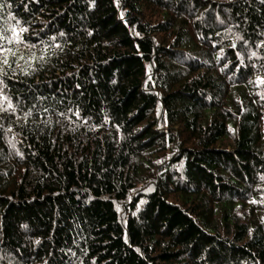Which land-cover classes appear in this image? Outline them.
<instances>
[{
    "label": "trees",
    "instance_id": "1",
    "mask_svg": "<svg viewBox=\"0 0 264 264\" xmlns=\"http://www.w3.org/2000/svg\"><path fill=\"white\" fill-rule=\"evenodd\" d=\"M0 264H264V0H0Z\"/></svg>",
    "mask_w": 264,
    "mask_h": 264
},
{
    "label": "snow or ice",
    "instance_id": "2",
    "mask_svg": "<svg viewBox=\"0 0 264 264\" xmlns=\"http://www.w3.org/2000/svg\"><path fill=\"white\" fill-rule=\"evenodd\" d=\"M20 31L22 32V31H24V29H20ZM4 63H7V60H5ZM11 106H12V105L9 104V107H11Z\"/></svg>",
    "mask_w": 264,
    "mask_h": 264
}]
</instances>
